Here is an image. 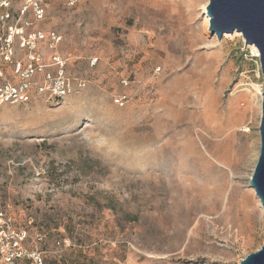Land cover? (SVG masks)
Here are the masks:
<instances>
[{
	"label": "rangeland",
	"instance_id": "obj_1",
	"mask_svg": "<svg viewBox=\"0 0 264 264\" xmlns=\"http://www.w3.org/2000/svg\"><path fill=\"white\" fill-rule=\"evenodd\" d=\"M1 2L0 84L30 98L0 102V264H239L263 245L260 55L207 33L209 0Z\"/></svg>",
	"mask_w": 264,
	"mask_h": 264
},
{
	"label": "water",
	"instance_id": "obj_2",
	"mask_svg": "<svg viewBox=\"0 0 264 264\" xmlns=\"http://www.w3.org/2000/svg\"><path fill=\"white\" fill-rule=\"evenodd\" d=\"M206 15L210 18L207 33L222 38L225 33L241 32L246 43L260 52L263 74L262 117L259 127L260 153L250 178V185L264 209V0H209ZM239 264H264V243Z\"/></svg>",
	"mask_w": 264,
	"mask_h": 264
},
{
	"label": "built area",
	"instance_id": "obj_3",
	"mask_svg": "<svg viewBox=\"0 0 264 264\" xmlns=\"http://www.w3.org/2000/svg\"><path fill=\"white\" fill-rule=\"evenodd\" d=\"M5 3H0V7L4 6ZM14 26H11L10 30H13ZM15 30H18V27L15 26ZM20 33L22 35V43L24 46H31V41L27 42V36L25 34ZM34 42V41H33ZM32 42V43H33ZM32 54V53H31ZM13 55V39L10 34H6L3 30V28H0V61H10L11 57ZM33 58L32 61L29 62V66L27 68H24L23 76L29 77L30 74L36 70V64H34V61L36 59L35 55H31ZM18 69L21 70V62L18 63ZM2 71L0 69V76L2 75ZM51 75H48L47 79H45V83L42 85H39L38 89L40 92H45L48 90L51 93V95H58V96H64L68 91L69 87L67 86V83L65 82H59L58 84L51 83ZM30 98V83L28 81H22L19 83H12V82H4L0 84V102H10V103H18L22 101H27ZM2 216V214H0ZM2 220L0 219V238L3 237L5 234V228L2 225ZM18 252L13 251L10 254L8 253L7 261L11 264L15 260L16 256H18Z\"/></svg>",
	"mask_w": 264,
	"mask_h": 264
},
{
	"label": "bare ground",
	"instance_id": "obj_4",
	"mask_svg": "<svg viewBox=\"0 0 264 264\" xmlns=\"http://www.w3.org/2000/svg\"><path fill=\"white\" fill-rule=\"evenodd\" d=\"M205 9H206V7H205ZM206 11V10H205ZM253 46V48H254V51H255V53L257 54V55H260V52H259V49L255 46V45H252ZM254 194L256 195V191H254ZM258 198V197H257ZM258 200H259V203H260V199L258 198Z\"/></svg>",
	"mask_w": 264,
	"mask_h": 264
},
{
	"label": "trees",
	"instance_id": "obj_5",
	"mask_svg": "<svg viewBox=\"0 0 264 264\" xmlns=\"http://www.w3.org/2000/svg\"><path fill=\"white\" fill-rule=\"evenodd\" d=\"M54 96H56L57 97V99H61L63 96H58V95H54ZM23 102V101H22ZM55 262V261H54ZM51 264H53V263H51ZM84 264H87V263H84Z\"/></svg>",
	"mask_w": 264,
	"mask_h": 264
}]
</instances>
